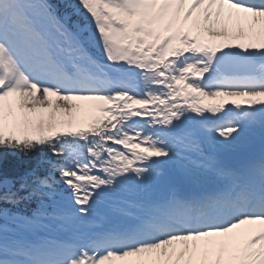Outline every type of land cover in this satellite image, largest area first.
I'll return each instance as SVG.
<instances>
[{"label": "snow or ice", "instance_id": "6c2138e0", "mask_svg": "<svg viewBox=\"0 0 264 264\" xmlns=\"http://www.w3.org/2000/svg\"><path fill=\"white\" fill-rule=\"evenodd\" d=\"M256 127L264 0H0V264H264Z\"/></svg>", "mask_w": 264, "mask_h": 264}, {"label": "bare ground", "instance_id": "6f19581e", "mask_svg": "<svg viewBox=\"0 0 264 264\" xmlns=\"http://www.w3.org/2000/svg\"><path fill=\"white\" fill-rule=\"evenodd\" d=\"M195 15V14H194ZM189 25H191V21H189ZM230 43H238V42H240L239 40H237V39H233V40H230L229 41ZM237 99H239V98H237ZM80 103H82L83 105L84 104H86V106L87 105H89L90 103H92V102H89V101H79ZM85 106V105H84ZM87 109V108H86ZM81 113H82V109L80 110V112L78 113V115H79V117L80 118H82L81 117ZM89 113V112H88ZM245 227H247V226H245Z\"/></svg>", "mask_w": 264, "mask_h": 264}, {"label": "rangeland", "instance_id": "374dc122", "mask_svg": "<svg viewBox=\"0 0 264 264\" xmlns=\"http://www.w3.org/2000/svg\"><path fill=\"white\" fill-rule=\"evenodd\" d=\"M14 210H16V209H14ZM113 264H128V261L127 260H116L113 262Z\"/></svg>", "mask_w": 264, "mask_h": 264}]
</instances>
